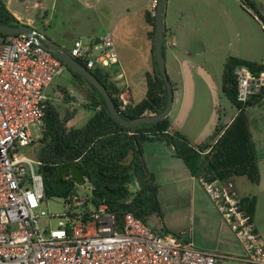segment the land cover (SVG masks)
Returning a JSON list of instances; mask_svg holds the SVG:
<instances>
[{
    "label": "built area",
    "instance_id": "built-area-1",
    "mask_svg": "<svg viewBox=\"0 0 264 264\" xmlns=\"http://www.w3.org/2000/svg\"><path fill=\"white\" fill-rule=\"evenodd\" d=\"M158 2L150 0L153 14ZM69 54L87 69L117 63L109 31L93 41L75 40ZM62 63L25 34L9 35L0 43V264H218L223 255L157 232L131 213L119 223L106 203L95 205L90 195H67L57 226L40 227L41 217H52L38 210L46 199L41 161L21 149L42 136L49 89L65 68ZM234 74L239 103L264 88V71L255 75L240 64ZM119 97L123 109L129 98ZM196 179L240 243L241 262L264 264V241L241 209L232 179Z\"/></svg>",
    "mask_w": 264,
    "mask_h": 264
},
{
    "label": "trees",
    "instance_id": "trees-1",
    "mask_svg": "<svg viewBox=\"0 0 264 264\" xmlns=\"http://www.w3.org/2000/svg\"><path fill=\"white\" fill-rule=\"evenodd\" d=\"M241 1L251 7L264 24V17L260 13L264 10L263 3ZM144 17L150 26L149 36L153 40L155 14L149 9L145 11ZM0 23L20 24L2 0H0ZM8 36L0 33V43ZM162 52L164 55V43ZM152 58L153 68L144 75V97L138 101L130 99L123 109L120 107L119 96L124 88L114 83L110 70L101 67L89 69L105 86L117 111L126 120L143 114L159 113L166 104V88L156 65L153 45ZM76 60L86 67L82 60L77 58ZM62 64L75 80L84 83L81 85L83 104L92 109L93 114L82 126L68 127L67 123L76 115L77 109L68 107L61 117L50 100L47 101L44 130L39 139L41 146L38 153L41 161L39 171L43 175L46 198L76 194L74 182H69L65 186L54 183L59 167L75 164L80 168L95 194L99 195V198L90 195V200L95 205L106 203L109 210L115 213L119 223H122L126 213H131L146 223L148 217L160 214L158 186L148 173L142 154L143 144L155 140L172 146L174 156L180 158L195 177L208 175L211 180L218 181L246 177L252 183L259 182L258 158L247 108L264 100V88L252 95L246 103H239L236 100L237 81L234 69L237 65L244 64L257 75L264 71V62L234 56L226 58L222 68L220 89L225 98L236 106L237 111L229 123L217 120L213 131L198 144H192L179 131L169 132L170 115L154 124H139L135 131L131 127L121 125L109 114L98 91L82 76ZM61 91L64 102L74 101V97L67 89L61 88ZM138 173L142 174L143 183L131 191L129 186L135 182ZM67 178L68 175L64 174L62 182ZM240 207L253 222L256 197L241 196Z\"/></svg>",
    "mask_w": 264,
    "mask_h": 264
},
{
    "label": "rangeland",
    "instance_id": "rangeland-1",
    "mask_svg": "<svg viewBox=\"0 0 264 264\" xmlns=\"http://www.w3.org/2000/svg\"><path fill=\"white\" fill-rule=\"evenodd\" d=\"M109 1L114 3L118 0H3L11 10L19 12L23 20H31L29 22L30 26L48 37L57 38L63 42V48L68 52H70L75 40L81 39L88 42L90 41L88 36L95 27L102 26L104 21L115 22L119 18L118 14L122 13V9L118 8L110 11L107 5ZM250 1L264 4V0ZM82 4H87L89 7H84ZM164 13H167L168 16L166 19L167 27H170L173 32V29L178 28L177 32H174L176 37L181 38L183 42L186 37L185 42L187 44L189 42L190 49H197L195 52H199L197 56H193V61L198 63L200 61L204 64L202 58L208 59L205 67L210 73L209 77L200 76L195 78L198 91L199 93L202 92L200 95L201 100L198 99L199 104L193 107L187 120L181 125L182 132L191 139L193 135L201 133V128L205 130L208 120L210 121L208 125L210 132L219 114L221 117L230 118L236 113V106L225 98L220 89L223 62L229 56L263 59L264 24L258 19L257 13L241 0H167ZM260 13L264 17V10H261ZM129 17H133L131 26H128L130 28L123 33L120 30L114 31L112 37L115 40L123 35L139 41V37L142 38L145 34L148 25L144 19L136 15ZM181 44L178 43L173 47L174 52H181V49H179L182 46ZM139 48H141L140 42L131 48L132 53L136 54ZM126 68L128 69L125 73L133 78L132 86L138 95L134 100L138 101L145 95V68H141L137 64L129 65ZM166 68L168 77L176 81L179 77L175 73L177 66L171 62L168 53ZM129 72L134 73L130 74ZM82 84L84 83L74 79L69 70L63 68L60 73L55 75L49 89L50 102L58 110L61 117L64 116L68 107L72 106L77 109L76 115L67 123L68 127L82 126L93 114V110L83 104ZM61 88L67 89L70 95L74 97V101L64 102ZM121 93L128 98L127 92L123 91ZM177 108L178 104H175L170 117L174 116ZM35 134L38 135L37 130H35ZM40 146L41 143L38 141L33 145L23 147L21 151L34 158L38 156ZM142 154L146 169L153 178L152 171H150L146 162V159L150 161L146 147L144 152L142 146ZM143 180L142 174L138 173L135 182H132L129 186L130 190L134 191L141 186ZM153 182L156 185L161 184L160 196H157L160 214L159 216H155V214L153 217H148L147 225L158 231L162 227L163 220L171 224H186V218L183 216L184 211L181 212L180 210V213L173 211L169 198L171 192L174 191L173 185L168 182L162 183V179H159L157 183L153 178ZM181 189L180 193L178 192L181 198L178 209H181V205L187 202V197L183 196L186 193L185 188L182 187ZM91 190L92 187L87 181L76 184L74 187V191L78 195H91ZM64 202L65 197L63 196H51L41 201L38 210L43 211L45 214H51L52 217L50 221L46 217H41L38 220L40 227L44 223H50L52 228L57 226L58 221L63 218L61 213L65 210ZM194 223L196 231H198L197 221ZM255 223L258 224L264 239V217L255 218ZM208 230L213 232L215 229L209 228ZM166 232L180 236L178 232ZM227 233L226 236L221 238V244L217 242V233H211L205 239L206 242L212 243L210 248L207 247V250L220 251L225 257L232 258H224L218 264H244L236 259L242 255V247L232 231L228 229Z\"/></svg>",
    "mask_w": 264,
    "mask_h": 264
},
{
    "label": "crops",
    "instance_id": "crops-1",
    "mask_svg": "<svg viewBox=\"0 0 264 264\" xmlns=\"http://www.w3.org/2000/svg\"><path fill=\"white\" fill-rule=\"evenodd\" d=\"M3 1V0H2ZM7 9L15 16V18L20 22V24L30 26L29 22L31 20L26 19L23 20L22 15L19 12L11 10L7 3H4ZM84 7H89L87 4H82ZM108 9L110 11L117 10L118 8L122 9V13L118 14L119 18L114 22L104 21L103 27H95L91 32L90 41H93L99 35H102L105 31L111 32V35L116 30L122 31V33L128 30L133 22V17L129 16H141L142 19L145 20V11L150 9V0H118L107 3ZM264 5V4H263ZM121 6V7H120ZM165 8V7H164ZM120 9V10H121ZM164 11V10H163ZM109 16V15H107ZM167 13L162 15V20L164 24V61L166 68V59L167 53L169 54V58L175 66H177L176 74H178V78L175 81L171 79L172 87H173V106L171 112L175 107V104H178V108L174 114V116L170 117L171 126L169 128V132L179 131L186 136V138L192 144H198L203 141L214 129L217 120H222L224 123H229L233 116L229 117H221L220 114L216 121H214V127L209 132L208 125L209 120L204 128H201V133L193 135V138H189L185 133L181 130V125L187 120L189 114L191 113L193 107L198 103V99L201 97L202 92L198 91L197 85L195 83V78L204 76L208 78L210 73L205 67V63L208 61L207 58L204 59V64L193 61V56H197L199 52L197 49L191 50L190 44L185 42L187 38L185 37L184 42L181 38H177L174 32H177L178 28L173 29L174 32L167 27L166 19ZM125 18V19H124ZM147 24V22H146ZM148 25V24H147ZM32 27V26H30ZM33 28V27H32ZM35 29V28H33ZM41 37H47L51 42L59 45L63 48V42H61L57 38L48 37L46 34L38 31ZM166 30V34H165ZM150 26L148 25V29L145 31V34L142 38L139 37V41L133 40L129 36H123L121 38H117L116 40L112 37L113 46L117 53V63L106 67L111 72V78L114 83L124 88V91L128 93V98L136 99L138 97L136 90L133 88V78L125 73L126 67L129 65H138L141 68H145L144 72L151 71L153 68V58H152V45L153 40H151L149 36ZM178 36V35H177ZM190 41V40H189ZM140 42L141 48L138 49L136 54L132 53L131 48L135 46L136 43ZM178 43H182L181 52H174V48ZM184 45V46H183ZM205 46V45H203ZM205 50L206 48L203 47ZM64 49V48H63ZM200 49V48H199ZM240 58L261 61L264 62L263 59L250 58L247 56H239ZM261 58V57H260ZM141 61V62H139ZM224 63V62H223ZM167 72V68H166ZM133 74L132 72H129ZM144 73V75H145ZM168 74V72H167ZM222 75V74H221ZM221 83V80H220ZM145 84V81H144ZM221 85V84H220ZM207 87V86H206ZM175 92H176V100H175ZM170 112V114H171ZM169 114V115H170ZM247 115L249 117L250 130L252 134V138L255 145V151L258 158V167L260 173V180L258 183L250 182L246 177H236L233 178L232 181L235 185L240 196H255L256 197V207L255 214L253 218V224L256 232L263 239V234L260 231L258 224L255 223V218H259L260 216L264 217V100L258 104L249 106L247 108ZM254 115V116H253ZM204 127V126H203ZM206 131V132H204ZM145 147L148 149V155L150 161L146 159L148 168L152 171L154 180L157 181L162 179V183L168 182L173 185L174 191L171 192L169 198L173 206V211L180 213L183 212L184 218H186V224H171L163 220L162 227L159 228L157 232H166L173 231L178 232L181 237L186 240H189L192 245L200 250L208 251V252H217L216 250H207V247H211L212 243L206 242L205 239L211 233H217L216 239L219 244H221V238L226 236L227 230L229 229L226 222L223 221L218 211L213 206L212 202L204 192L201 185L198 183L195 176H193L184 162L174 156L173 148L170 145L163 143L162 141H147L143 144V151L145 152ZM150 163V165H149ZM246 178V179H245ZM158 185L157 196H160L161 184ZM184 187L186 193H184V197H187V202L184 205H181L182 208L178 209L180 190ZM260 215V216H259ZM154 215L150 216L153 217ZM157 216V215H155ZM195 221L198 223V231H196ZM188 226V227H186ZM209 228L215 229L213 232H209ZM229 231H231L229 229ZM240 244V243H239ZM225 245V244H224ZM241 246V245H240ZM243 250V249H242ZM219 251V250H218ZM243 252V251H242ZM219 254V252H217ZM222 255V254H221ZM243 255V253H242ZM242 255L237 260H240ZM224 256V255H223ZM230 258L231 257H225ZM223 258V259H224ZM220 262V261H219ZM243 263V262H242ZM245 264V263H244Z\"/></svg>",
    "mask_w": 264,
    "mask_h": 264
},
{
    "label": "water",
    "instance_id": "water-1",
    "mask_svg": "<svg viewBox=\"0 0 264 264\" xmlns=\"http://www.w3.org/2000/svg\"><path fill=\"white\" fill-rule=\"evenodd\" d=\"M167 4V0H159L157 9L155 12V28L153 33V50L156 65L160 76L164 82L166 88V104L163 110L155 114H143L141 116L135 117L130 120L124 119L120 113L117 111L111 96L106 90L105 86L100 82V80L86 67L81 65L74 59L68 51L60 47L59 45L51 42L47 37H41L39 32L28 25H6L0 23V33L4 35H15V34H25L34 43L41 45L43 48L52 52L61 62H63L67 67L78 73L86 81H88L102 96L105 106L109 114L121 125L126 127H131L135 131L137 125L139 124H154L159 122L168 116L171 112L173 106V89L172 84L167 76L164 55L162 52V45L164 41V24L162 20L163 10ZM64 174L68 175L65 182H62V176ZM86 181L80 168L75 164L63 165L58 168L57 175L55 177L54 183L60 186H65L69 182H74L75 184H81ZM91 195L99 198V195L95 194V191L91 190Z\"/></svg>",
    "mask_w": 264,
    "mask_h": 264
}]
</instances>
